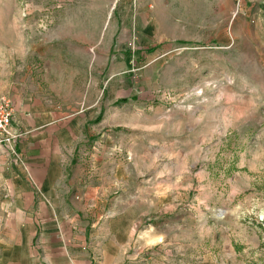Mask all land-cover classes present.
<instances>
[{
	"label": "rangeland",
	"instance_id": "rangeland-1",
	"mask_svg": "<svg viewBox=\"0 0 264 264\" xmlns=\"http://www.w3.org/2000/svg\"><path fill=\"white\" fill-rule=\"evenodd\" d=\"M2 98L62 112L80 264H264V0H0Z\"/></svg>",
	"mask_w": 264,
	"mask_h": 264
},
{
	"label": "crops",
	"instance_id": "crops-1",
	"mask_svg": "<svg viewBox=\"0 0 264 264\" xmlns=\"http://www.w3.org/2000/svg\"><path fill=\"white\" fill-rule=\"evenodd\" d=\"M91 33L94 38L95 31ZM12 105L18 114L11 133L18 135L15 147L23 156L20 175L26 182L14 191L11 206L16 210L6 228L12 241L0 253V264H80L73 258L84 257L88 233L80 203L67 201L78 170H65L69 138L62 112L56 106L55 111L34 113L35 104L26 101ZM91 105L77 112L78 129L84 127Z\"/></svg>",
	"mask_w": 264,
	"mask_h": 264
},
{
	"label": "built area",
	"instance_id": "built-area-1",
	"mask_svg": "<svg viewBox=\"0 0 264 264\" xmlns=\"http://www.w3.org/2000/svg\"><path fill=\"white\" fill-rule=\"evenodd\" d=\"M118 1V0H115ZM137 0H133L136 4ZM9 101L4 98L0 99V144L7 145L13 155L16 156L19 163L24 164L23 161L15 154V141L18 137L17 134L11 133V126L13 122V109Z\"/></svg>",
	"mask_w": 264,
	"mask_h": 264
}]
</instances>
